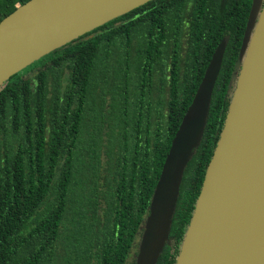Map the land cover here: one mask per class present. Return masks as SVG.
<instances>
[{
    "label": "trees",
    "instance_id": "obj_1",
    "mask_svg": "<svg viewBox=\"0 0 264 264\" xmlns=\"http://www.w3.org/2000/svg\"><path fill=\"white\" fill-rule=\"evenodd\" d=\"M28 0H0V21ZM252 0H150L0 86V264H134L171 140L227 37L180 184L174 264L232 96Z\"/></svg>",
    "mask_w": 264,
    "mask_h": 264
},
{
    "label": "water",
    "instance_id": "obj_2",
    "mask_svg": "<svg viewBox=\"0 0 264 264\" xmlns=\"http://www.w3.org/2000/svg\"><path fill=\"white\" fill-rule=\"evenodd\" d=\"M150 0H28L0 21V86L44 55ZM227 37L214 49L154 187L134 264H155L201 141ZM232 96L174 264H264V0H252Z\"/></svg>",
    "mask_w": 264,
    "mask_h": 264
},
{
    "label": "rangeland",
    "instance_id": "obj_3",
    "mask_svg": "<svg viewBox=\"0 0 264 264\" xmlns=\"http://www.w3.org/2000/svg\"><path fill=\"white\" fill-rule=\"evenodd\" d=\"M135 261V260H134Z\"/></svg>",
    "mask_w": 264,
    "mask_h": 264
}]
</instances>
